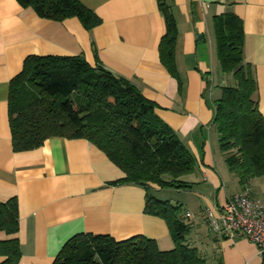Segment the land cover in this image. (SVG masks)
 <instances>
[{
    "label": "crops",
    "instance_id": "0c3cea01",
    "mask_svg": "<svg viewBox=\"0 0 264 264\" xmlns=\"http://www.w3.org/2000/svg\"><path fill=\"white\" fill-rule=\"evenodd\" d=\"M79 1L100 18L98 27L88 31L76 18L41 19L17 0H0V202H17L19 264H53L63 246L81 234L116 241L141 236L161 251L174 248L165 221L145 212L146 190L115 184L122 171L88 141L54 137L30 151L13 150L10 82L29 56L82 57L128 80L155 105L156 116L195 160L198 181L185 190L194 201L177 204L190 225L187 244L207 264L199 251L203 231L209 232L205 210L220 209L238 194L264 201V175L241 186L219 149L213 101L232 78L217 59L215 19L234 15L241 21L243 62L254 72L264 117V0H163L176 26L173 75L159 57L166 33L159 0ZM10 238L0 232V241ZM209 243L213 264H264L245 239L232 243L213 236Z\"/></svg>",
    "mask_w": 264,
    "mask_h": 264
},
{
    "label": "trees",
    "instance_id": "16d2710c",
    "mask_svg": "<svg viewBox=\"0 0 264 264\" xmlns=\"http://www.w3.org/2000/svg\"><path fill=\"white\" fill-rule=\"evenodd\" d=\"M41 19L62 22L76 18L90 31L100 18L79 0H17ZM166 33L159 44L163 66L173 75L175 21L159 0ZM216 54L221 71L232 80L213 101V126L228 171L241 186L264 175V117L259 112L255 75L242 57L243 31L234 15L215 19ZM9 119L13 150L26 152L50 138L84 139L99 149L124 177L115 184L146 190L145 212L163 219L174 248L159 250L154 240L137 236L116 241L107 235L81 234L71 238L53 264H206L187 244L190 225L179 204L160 201L152 187L186 190L183 178L195 171V160L175 133L155 114L128 80L82 57L29 56L10 82ZM17 202H0V264H19L21 251Z\"/></svg>",
    "mask_w": 264,
    "mask_h": 264
},
{
    "label": "built area",
    "instance_id": "2783aa9c",
    "mask_svg": "<svg viewBox=\"0 0 264 264\" xmlns=\"http://www.w3.org/2000/svg\"><path fill=\"white\" fill-rule=\"evenodd\" d=\"M205 218L214 236L232 243L245 239L264 260V201H253L243 194L234 195L220 209H206Z\"/></svg>",
    "mask_w": 264,
    "mask_h": 264
},
{
    "label": "rangeland",
    "instance_id": "374dc122",
    "mask_svg": "<svg viewBox=\"0 0 264 264\" xmlns=\"http://www.w3.org/2000/svg\"><path fill=\"white\" fill-rule=\"evenodd\" d=\"M185 181H187L189 183H193V182L196 183L195 181H198V179H196L195 175L190 174L188 177H186ZM150 194H151V196H153L156 199H159L160 201H169L171 204H177V201H179L180 203L185 202V201H187V203L194 201L193 197L188 192H186L185 190H183L182 193L178 194V192H174V189L165 188V189H158L157 190L155 188H152L150 190ZM203 233L204 234L202 235V238H200V242L202 244H201V248H199V251H201V254L203 256L207 255V257L209 258L207 260V264H213L214 262L211 261L212 250L210 248L209 240L214 235L210 231L207 232V230H206V232L203 231ZM205 239L207 240V243L205 242Z\"/></svg>",
    "mask_w": 264,
    "mask_h": 264
},
{
    "label": "water",
    "instance_id": "95a60500",
    "mask_svg": "<svg viewBox=\"0 0 264 264\" xmlns=\"http://www.w3.org/2000/svg\"><path fill=\"white\" fill-rule=\"evenodd\" d=\"M199 39H201V36H199Z\"/></svg>",
    "mask_w": 264,
    "mask_h": 264
}]
</instances>
